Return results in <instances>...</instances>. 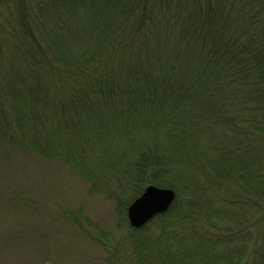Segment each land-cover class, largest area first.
Returning <instances> with one entry per match:
<instances>
[{
  "label": "trees",
  "instance_id": "1",
  "mask_svg": "<svg viewBox=\"0 0 264 264\" xmlns=\"http://www.w3.org/2000/svg\"><path fill=\"white\" fill-rule=\"evenodd\" d=\"M20 1L0 37L1 149L43 169L65 165L90 190L107 186L122 208L152 183L172 187L178 177L198 188L232 177L253 188L260 214L251 251L248 238L235 248L242 264H264V0H40L35 10ZM5 188L2 201L33 202L44 237V193ZM61 209L64 230L80 228ZM147 243H138L142 264L154 260L152 246L178 247Z\"/></svg>",
  "mask_w": 264,
  "mask_h": 264
},
{
  "label": "rangeland",
  "instance_id": "2",
  "mask_svg": "<svg viewBox=\"0 0 264 264\" xmlns=\"http://www.w3.org/2000/svg\"><path fill=\"white\" fill-rule=\"evenodd\" d=\"M24 1L31 6L30 10H35L40 0ZM19 3L22 2H0L2 41L6 37L4 28L16 25L12 15L19 10ZM18 155L10 149L4 152L0 146V264H113L121 258L123 264H142L138 243L144 242L148 246L150 240L160 246L166 238L177 243L176 254H163L162 247L152 246L148 249V256L154 259L151 264H181L185 252L197 256L205 253L211 259L203 258V261L210 264H242V249L238 250L235 245L248 238L251 251V243L260 230L256 225L260 214L255 213L253 188L243 187L232 177L225 182L221 180L224 186L207 183L198 188L180 184L177 177L179 183L175 182V187L162 186L176 193L170 209L154 217L141 230L134 231L129 230L132 227L128 207L122 208L107 186L98 191L90 190L89 183L71 174L65 165L53 161L47 164L48 169H43L39 158L26 155L20 158ZM5 187L11 189L8 192L13 189L26 191L23 197H30L31 192L33 200L36 194L45 195L52 226L46 228L44 237L36 234L33 202L27 207L21 198L13 206L7 199L2 201ZM241 192L248 193L247 199L239 198ZM9 196L13 197L11 193ZM61 206L67 213L79 216L80 228L64 230L67 219L61 215ZM197 256L187 260L192 262L186 264H198Z\"/></svg>",
  "mask_w": 264,
  "mask_h": 264
},
{
  "label": "water",
  "instance_id": "3",
  "mask_svg": "<svg viewBox=\"0 0 264 264\" xmlns=\"http://www.w3.org/2000/svg\"><path fill=\"white\" fill-rule=\"evenodd\" d=\"M176 200V193L171 188L148 185L127 209L129 223L133 228H141L155 216L169 210Z\"/></svg>",
  "mask_w": 264,
  "mask_h": 264
}]
</instances>
